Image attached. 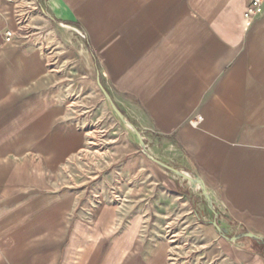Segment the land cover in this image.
I'll return each instance as SVG.
<instances>
[{
  "label": "crops",
  "instance_id": "crops-1",
  "mask_svg": "<svg viewBox=\"0 0 264 264\" xmlns=\"http://www.w3.org/2000/svg\"><path fill=\"white\" fill-rule=\"evenodd\" d=\"M247 1L0 0V264H264Z\"/></svg>",
  "mask_w": 264,
  "mask_h": 264
},
{
  "label": "water",
  "instance_id": "water-1",
  "mask_svg": "<svg viewBox=\"0 0 264 264\" xmlns=\"http://www.w3.org/2000/svg\"><path fill=\"white\" fill-rule=\"evenodd\" d=\"M106 96H108V95L106 94ZM111 105H112V108H113V110L115 111V113H116V114H117V115H118V116H119L124 122H126V120H125V118H124L122 112H121V111H120V110H119V109H118L113 103H111ZM135 131H136V130H135ZM136 133L138 134L137 131H136ZM154 161H156L157 163H159L161 166H163L164 168L168 169V170L171 171L172 173H174V174H176V175H178V176H180V177H182V178L188 180V181H189L190 183H192L193 185H195V186H199V187L201 188V190H202L203 195L205 196V198L209 200V195H208V193H207V191H206V188H205V186H204V183L202 182L201 179H199V178H197V177H194V176H191V175H189V174H187V173H185V172H183V171H181V170H179V169H176V168H174V167H172V166H170V165H168V164H166V163H164V162H161V161H159V160L154 159ZM246 235L249 236V237H254V235H253L252 233H250V232L246 233Z\"/></svg>",
  "mask_w": 264,
  "mask_h": 264
},
{
  "label": "built area",
  "instance_id": "built-area-1",
  "mask_svg": "<svg viewBox=\"0 0 264 264\" xmlns=\"http://www.w3.org/2000/svg\"><path fill=\"white\" fill-rule=\"evenodd\" d=\"M264 6V0H248L246 8L243 12V17L246 20L247 25H250L254 16L259 13ZM12 32L5 30L1 34L2 41H7L11 38Z\"/></svg>",
  "mask_w": 264,
  "mask_h": 264
}]
</instances>
